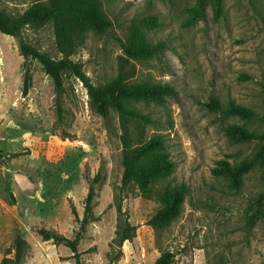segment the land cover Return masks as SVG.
<instances>
[{
    "label": "rangeland",
    "instance_id": "obj_1",
    "mask_svg": "<svg viewBox=\"0 0 264 264\" xmlns=\"http://www.w3.org/2000/svg\"><path fill=\"white\" fill-rule=\"evenodd\" d=\"M49 2L0 0V11L17 17ZM101 3L110 28L75 31L68 53L52 21L18 36L0 32V264H76L69 247L42 231L74 239L92 186L78 244L84 264H154L167 250L175 264H264V217L251 220L264 194V155L239 188L214 171L264 149V142H232L226 132L236 125L264 133V0H222L220 16L213 0ZM22 44L69 58L94 86L122 75L129 87L160 83L171 92L129 102L147 120L112 107L104 117L70 71L58 95L42 65L21 54ZM155 47L147 58L130 54ZM27 68L32 83L24 93ZM214 99L257 117L227 116L211 106ZM140 150L146 168L127 174ZM167 206L176 214L153 226Z\"/></svg>",
    "mask_w": 264,
    "mask_h": 264
},
{
    "label": "trees",
    "instance_id": "obj_2",
    "mask_svg": "<svg viewBox=\"0 0 264 264\" xmlns=\"http://www.w3.org/2000/svg\"><path fill=\"white\" fill-rule=\"evenodd\" d=\"M213 1L216 16H220L222 12V0ZM50 21L54 22L59 47L65 53H68L73 47L75 31L92 29L98 34H104L111 26V21L102 7L101 0H50L47 5H35L17 17H10L4 11H0V32L6 35L18 36L28 25H42ZM157 48H141L131 51L130 54L136 58H147L154 55ZM21 54L25 59H35L42 65L45 73L54 82L58 95H61L64 91V74L67 71L75 74L87 87L94 109L104 117H108L110 107H112L122 117L147 120L146 115L131 107L129 102L137 98L154 99L160 97L161 94L171 92V87L168 84L160 83L152 86L129 87L122 75H119L107 84L94 86L83 72L81 65L67 57L55 60L38 50L35 46L27 44L21 45ZM31 83V71L27 68L24 75V93H28ZM211 106L216 110H221L227 116H239L246 120L257 117V113L254 110L235 102H230L223 108L219 100L214 99ZM226 132L232 142L258 141L261 145L264 142V133L258 135L240 126L231 125L226 129ZM263 155L264 149L261 147L253 158L237 165L221 161L219 167L214 171L217 174L228 177L232 182V186L239 188L242 176L253 170L262 161ZM142 156L143 152L140 150L135 153L133 158L129 159V162L126 163L127 174L136 173L135 166H139L140 168L145 167L144 165L147 163ZM93 196L94 189L92 186L86 201L85 217L81 221L80 231L74 239L49 231H42L45 239H54L57 243L69 247L74 254L76 264H84L80 257L78 244L89 223L88 216L92 211ZM255 205L256 210L251 216V220L253 221L264 217V194L258 197ZM175 214L176 211L172 206L161 208L152 218L151 224L156 227L160 223L172 218ZM125 239L123 237L122 241ZM174 258L175 254L173 252L168 250L163 251L154 264H175Z\"/></svg>",
    "mask_w": 264,
    "mask_h": 264
}]
</instances>
